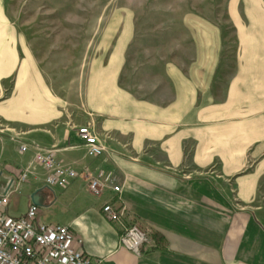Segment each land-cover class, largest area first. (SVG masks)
Here are the masks:
<instances>
[{"label":"crops","instance_id":"obj_1","mask_svg":"<svg viewBox=\"0 0 264 264\" xmlns=\"http://www.w3.org/2000/svg\"><path fill=\"white\" fill-rule=\"evenodd\" d=\"M229 6L232 61L221 29L189 14V57L164 63L149 94L119 85L122 63L111 61L95 63L83 96L68 106L0 99L5 212L23 214L38 189L39 220L67 226L100 264H264V10L259 0ZM0 54L1 96L4 47ZM85 124L103 141L102 155L86 153L76 131ZM48 149L77 171L113 170L121 192L91 193L83 175L49 188L35 159ZM14 198L25 203L20 213L10 210ZM118 200L162 242L139 254L123 248L118 227L100 211Z\"/></svg>","mask_w":264,"mask_h":264},{"label":"rangeland","instance_id":"obj_2","mask_svg":"<svg viewBox=\"0 0 264 264\" xmlns=\"http://www.w3.org/2000/svg\"><path fill=\"white\" fill-rule=\"evenodd\" d=\"M259 1L264 10V0ZM229 2L0 0V47L5 48V91L0 99L6 104L20 100L21 108H28L31 96L39 103L48 100L62 106L64 101L68 106L83 96L95 63L105 67L111 61L122 63L119 85L149 94L164 63L189 57L190 33L184 23L189 14L208 18L221 29L225 60L232 61L235 28L228 18ZM117 47L120 54L113 53ZM107 203L123 208L125 216L154 239L123 202ZM24 208L23 199H12V212ZM111 223L118 227L120 239V226Z\"/></svg>","mask_w":264,"mask_h":264},{"label":"built area","instance_id":"obj_3","mask_svg":"<svg viewBox=\"0 0 264 264\" xmlns=\"http://www.w3.org/2000/svg\"><path fill=\"white\" fill-rule=\"evenodd\" d=\"M76 131L89 156L97 157L105 152L103 141L91 125H81ZM35 159L48 173L44 183L49 188H63L77 176L83 175L91 193L98 194L104 189L121 192L111 169L98 168L89 172L85 168L77 171L55 158L49 149L38 151ZM21 179H25V174H22ZM8 188L0 186V264H100V259L89 255L79 246V238H75L67 226L39 220L38 206L31 203L23 214L9 216L5 212ZM124 212L123 208L111 203L101 207L104 218L120 226L121 246L136 254L152 247L150 232L139 226L133 218L126 217Z\"/></svg>","mask_w":264,"mask_h":264},{"label":"water","instance_id":"obj_4","mask_svg":"<svg viewBox=\"0 0 264 264\" xmlns=\"http://www.w3.org/2000/svg\"><path fill=\"white\" fill-rule=\"evenodd\" d=\"M30 200L31 203L36 206H42L43 205V199L39 195V190H35L30 194Z\"/></svg>","mask_w":264,"mask_h":264},{"label":"trees","instance_id":"obj_5","mask_svg":"<svg viewBox=\"0 0 264 264\" xmlns=\"http://www.w3.org/2000/svg\"><path fill=\"white\" fill-rule=\"evenodd\" d=\"M153 237H154V239H155V242H156V244H160L162 241H161V237H160V235L158 234V233H155L154 235H153Z\"/></svg>","mask_w":264,"mask_h":264}]
</instances>
